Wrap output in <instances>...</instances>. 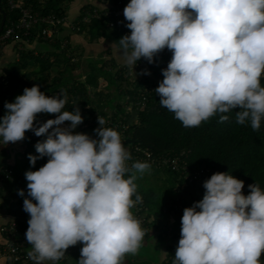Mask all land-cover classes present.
<instances>
[{
    "label": "clouds",
    "instance_id": "clouds-1",
    "mask_svg": "<svg viewBox=\"0 0 264 264\" xmlns=\"http://www.w3.org/2000/svg\"><path fill=\"white\" fill-rule=\"evenodd\" d=\"M130 34L119 39L124 63L141 58L149 64L167 48L172 52L154 92L159 105L186 128L199 127L218 115V123L235 111L237 124L258 131L264 119V0H129L123 9ZM61 92L46 96L38 85L24 88L0 117L2 144L25 139V132L46 137L34 145L48 157L26 171L29 214L25 238L34 264L57 261L70 246H83L77 264H123L135 255L145 235L131 211L142 201L136 194L137 173L150 168L131 159L117 130L97 117L96 138L73 130L83 122L80 109L63 110ZM56 114L40 122L37 115ZM70 122L62 127L64 122ZM134 170V171H133ZM131 172L127 178L125 174ZM203 198L183 210L173 264H261L264 252V191L256 183L242 194L244 181L228 172L203 182ZM135 195V200L133 196ZM35 201V203L33 202Z\"/></svg>",
    "mask_w": 264,
    "mask_h": 264
},
{
    "label": "trees",
    "instance_id": "trees-1",
    "mask_svg": "<svg viewBox=\"0 0 264 264\" xmlns=\"http://www.w3.org/2000/svg\"><path fill=\"white\" fill-rule=\"evenodd\" d=\"M71 1L25 0L21 6L40 15L53 14L58 18H65L67 6ZM88 6L91 5L84 7ZM3 13L5 22L1 34L8 26L17 24L20 8H10L7 0H0V23ZM108 21L107 17L93 18L89 23L79 24L80 30L74 31L83 33L90 41L101 38L109 40L119 48V39L130 34V29L126 27L128 21L122 29L110 28ZM42 27L41 23L35 24L27 35H24L23 30L15 29L12 38L0 40V48L9 42H16L18 54L9 64L5 76L0 75V117L7 111L4 108L6 101L13 102L16 96L23 94L24 88L38 85L46 96H57L62 92L67 98L63 110L72 111L78 106L83 122L77 127L80 131L88 130L84 133L91 138H96L93 130L99 127L97 121L99 116L106 121L104 127L123 134V145L139 144L151 152L153 157L179 156L178 170L160 165L150 166L157 172L169 175V181L172 182L170 191L157 199L151 189L145 190L137 186L136 194L142 197V201L131 209L145 232L144 239L147 240V237L150 241L154 238L160 241L169 239H166L165 256L160 260V264H173L177 241L181 235L183 210L203 198L205 192L203 182L213 173L228 172L244 181L242 188L244 195L250 191L249 184L256 183L264 191V119L261 121L260 129L253 131L250 123L246 122L244 125L236 123L235 111L238 109H234L227 113L229 116L227 122L218 123L219 116L216 115L202 122L199 127L186 128L174 118L173 113L159 105L160 97L154 92L160 82H155L154 78L163 79L161 69L166 68L171 59L170 50L167 49V54L161 51L154 56L155 63L146 67L150 75L137 76L136 79L135 76L129 75V66L118 64L107 54L109 50H105L89 63L85 79L81 81L73 75V71L78 70L82 64L81 53L71 47L69 40L66 46L61 47L62 39H68V36L59 37L57 33L51 40H44L40 34ZM60 28L59 26L58 31ZM33 40L43 41L51 45L52 49L35 52L22 45ZM3 77L7 81L6 85L3 84ZM100 77L107 80L108 88L112 85L114 88L105 93L99 87ZM260 82L264 86V80ZM111 93L112 96L118 94L121 98L116 100L109 96ZM93 95L97 98L93 99ZM55 115L41 113L37 115V119L44 122L54 119ZM68 123L70 122H64L62 127ZM83 124H88L87 129L82 127ZM45 138L35 136L30 130L25 132L24 140L15 143L9 142L4 145L0 138V154L11 157L14 152L19 158L17 166L13 157L5 162L0 160V166L11 167L13 170L12 180L6 183L15 185L16 182L17 186L20 184L19 189L27 191L25 172L38 170L48 159L45 156L38 159L35 165H31L28 154L38 155L34 145ZM126 164L131 168L132 164L129 162ZM182 166L186 169L183 170ZM129 175L131 172L126 173L125 178ZM201 179V184L195 182ZM4 201L8 203L10 199ZM10 209L14 214H19L23 207L20 204H10ZM27 227L23 221H19L21 236L25 237ZM76 245L78 250L75 251L77 255L74 262L80 257V249L83 246L79 242ZM134 256L130 255L129 259Z\"/></svg>",
    "mask_w": 264,
    "mask_h": 264
},
{
    "label": "built area",
    "instance_id": "built-area-1",
    "mask_svg": "<svg viewBox=\"0 0 264 264\" xmlns=\"http://www.w3.org/2000/svg\"><path fill=\"white\" fill-rule=\"evenodd\" d=\"M105 1V0H102ZM10 8H20V17L17 24L8 26L5 31L0 33V40H6L12 38L15 29L23 30L24 35L29 34V30L37 23L43 24L40 34L44 40H51L53 36L59 33L58 28L61 27L65 18H58L53 14L40 15L37 12L30 10L29 8L18 5L15 0H7ZM128 3L124 0L111 1L110 5L105 7L88 6L84 7L77 19L70 22L69 27L71 31H79V24L89 23L93 18L99 19L101 17H107L109 19L108 25L110 28L122 29L126 23L123 15V9ZM74 31V32H75ZM68 39L64 38L61 41V47L66 46ZM165 54L168 53L167 48L162 50ZM1 52V48H0ZM150 65L144 58L140 59L138 63L134 65V71L140 72L142 68H146ZM141 76V75H140ZM152 77V76H151ZM155 82L161 81L160 77L154 78ZM145 99V97H144ZM92 124V123H91ZM88 124H83V128L87 129ZM116 127V126H115ZM121 127L124 128L123 125ZM122 132V131H121ZM123 133V132H122ZM121 142L124 141L123 134L120 135ZM124 148L130 153L131 159L128 160L129 164H133L136 161L147 162L150 166H166L172 170H178L180 168L179 156H159L153 157L151 152L146 148H142L139 144L136 145H123ZM183 170L186 169L182 166ZM13 178V170L11 167L0 166V186L3 183L11 181ZM207 178V177H206ZM191 180V178H190ZM197 184H201V180L195 181ZM10 218L1 225L0 231L3 236V242L0 245V257H2L8 264H34V261L29 257L30 244L27 243L26 238L19 234L18 224L19 221H23V216L20 214H10ZM180 239V238H179ZM178 239V241H179ZM177 241V242H178ZM72 250L70 246L64 256H67ZM65 257L58 260L59 264L63 263Z\"/></svg>",
    "mask_w": 264,
    "mask_h": 264
},
{
    "label": "crops",
    "instance_id": "crops-1",
    "mask_svg": "<svg viewBox=\"0 0 264 264\" xmlns=\"http://www.w3.org/2000/svg\"><path fill=\"white\" fill-rule=\"evenodd\" d=\"M112 0H72L66 9V17L65 21L62 23L61 28L59 30V37L68 36L69 44L71 47L78 53H82V63L87 62L88 69H89V63H91L92 60H95L98 56L102 55V53L105 50L108 51V55L112 57L118 64L126 65L123 61V56L121 54V51L119 48L114 46V44L109 41L105 40L103 38L97 40V41H90L87 36H85L83 33H77L70 30L69 24L73 20L77 19L79 16L81 10L86 5L96 6V7H105L106 5H110ZM125 2L129 3V0H124ZM15 2L18 5H21L25 2V0H15ZM23 46L27 49H32L35 52H45L52 49V46L39 40H33L31 43H23ZM22 46V47H23ZM21 47V46H20ZM20 47H17L18 49ZM18 56L16 52V42H9L2 46L1 52H0V75L7 73L8 66L11 62H13L14 59ZM87 69V71H88ZM3 84L6 85L7 81L5 77L2 79ZM5 162V161H4ZM18 183L15 182V185L12 183H3V185L0 186V227L2 224H4L11 216L10 214L14 211L10 209V204H20L23 207V200L24 197H21L17 194V190L20 188V184L17 186ZM25 192V196H27V191ZM9 198L10 201L8 203H5V199ZM35 203V201H33ZM23 216V222L28 226V219L29 214L26 213L24 210H21L19 212V215ZM157 240L156 238L152 239L151 241L155 242ZM147 242V240H143ZM3 242V236L0 231V245ZM31 247L29 250H31ZM77 245L72 246V250L70 253L67 254V256H64V260L62 264H77V259L74 262V257H76L75 251ZM164 255V254H163ZM71 258V259H70ZM162 259V258H161ZM71 260V262H70ZM261 264H264V252L261 253L260 256ZM60 261H45L44 264H59ZM137 259L134 256L133 258H128L124 261L123 264H136ZM0 264H8L2 257H0ZM138 264V263H137Z\"/></svg>",
    "mask_w": 264,
    "mask_h": 264
},
{
    "label": "rangeland",
    "instance_id": "rangeland-1",
    "mask_svg": "<svg viewBox=\"0 0 264 264\" xmlns=\"http://www.w3.org/2000/svg\"><path fill=\"white\" fill-rule=\"evenodd\" d=\"M81 55L83 57L82 53H81ZM87 69H88L87 62H83L78 70L73 71V75L82 81L85 79V74L87 72ZM133 71H134V66H133ZM129 75L134 76L132 69L130 67H129ZM137 76H140V75H137ZM107 86H108L107 80L104 79L103 77H100L99 78V87L102 90H104L105 93L107 91H110V89L114 88L113 85L109 88ZM109 96L116 99V100H119L121 98L118 94H115L112 96V93H111ZM95 98H97V96L93 95V99H95ZM67 126L68 125H65L63 127H67ZM85 131H88V130H85ZM85 131L84 130L80 131V129L78 127H76L73 130L74 133H76V132L84 133ZM10 158L16 160V166L19 165V163H18L19 158L14 152L11 154V157H8L7 155H4L3 153L0 154V160H2V161H7ZM136 175H137V179L135 180L136 185L140 188L145 189V190L151 189L152 191H154L157 199H160L165 193H168L170 191L169 189L171 187L172 182L169 181L170 180L169 175H167L165 173H162L160 171L157 172L153 168H149L142 175L139 173H137ZM26 182H27V180H26ZM166 239H168V238H166ZM166 239H165V241L164 240H162V241L157 240V241L153 242V241H150V239H148V237H147V242L142 241L138 252L135 254V257L137 259L136 264L137 263L138 264H160L161 258H164V256H165V247L164 246L167 243ZM143 240H145L144 237H143ZM130 255H132V254H127L124 257L123 263L126 259L129 258Z\"/></svg>",
    "mask_w": 264,
    "mask_h": 264
},
{
    "label": "water",
    "instance_id": "water-1",
    "mask_svg": "<svg viewBox=\"0 0 264 264\" xmlns=\"http://www.w3.org/2000/svg\"><path fill=\"white\" fill-rule=\"evenodd\" d=\"M4 22H5V13L2 14V19H1V23H0V32L2 31L3 29V26H4ZM261 80H264V75H262L260 77V81ZM129 142H132V140H128Z\"/></svg>",
    "mask_w": 264,
    "mask_h": 264
}]
</instances>
